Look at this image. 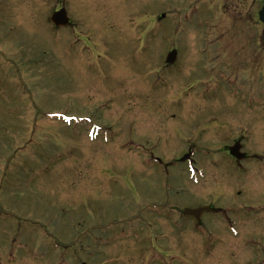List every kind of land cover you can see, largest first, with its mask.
I'll return each instance as SVG.
<instances>
[{"label":"rangeland","instance_id":"374dc122","mask_svg":"<svg viewBox=\"0 0 264 264\" xmlns=\"http://www.w3.org/2000/svg\"><path fill=\"white\" fill-rule=\"evenodd\" d=\"M203 1L0 0V264H156L160 244L102 236L137 214L142 189L161 194L173 178L181 208L220 207L202 221L233 228L225 247L198 236L161 264H264V164L244 174L224 153L244 136L249 152L264 155V95L204 93L202 56L191 51L199 36L212 41L213 67L225 60L241 81L259 42L261 88L264 32L244 25L233 34L218 14L217 31L193 38ZM60 9L62 29L50 22ZM176 61L175 72L165 69ZM188 150L195 175L176 163ZM150 157L170 165L153 169Z\"/></svg>","mask_w":264,"mask_h":264},{"label":"flooded vegetation","instance_id":"af4514ba","mask_svg":"<svg viewBox=\"0 0 264 264\" xmlns=\"http://www.w3.org/2000/svg\"><path fill=\"white\" fill-rule=\"evenodd\" d=\"M221 1L225 0H210V2L205 0L201 4V6L197 7L199 11L198 15H196L195 18L193 17L194 19L191 20V22H193L191 23L190 28H188L189 34L193 38H196V33L199 30H203L204 28H208L209 31L214 32V29L216 30L215 24L219 23L218 14L234 22L233 28L229 25L225 26L226 29H228L229 32H233V34H243L245 28L244 25H250L251 27L253 26L252 31H255V33L259 32V29L264 32V24L260 20V12L263 8L264 0H257L256 5L252 3V10H248V4L246 2L241 1L240 3H238V0H231L232 4H229V7H226V9L223 10L222 5H220ZM203 24L206 25L203 26ZM145 30L146 28L144 27V31ZM197 39L199 40V44L195 42L194 44L191 43V51L194 50L196 51V53L198 52L202 56V74H204L205 78H208L204 82H201L202 85H199V87H204V93H207L211 97H213L214 94L223 92L224 89L238 97L240 95H243V97L249 99V102L253 99V96L256 97L264 95V85L259 88L258 86H256L257 84H254L255 81L259 82V71H261L258 63V55L261 51V44L259 42L252 43V49L254 51V60L251 61L252 72L243 77L239 76L241 79L240 81L238 77H235L231 75V73H229V69L228 66H226L225 60L224 65L226 66V68H224V65H219L221 66L220 68L213 67L214 58L211 51L212 41L200 42V36ZM226 44H224V47L226 46ZM262 51L264 52V49ZM230 60L231 59H229V61ZM177 66H182V64L176 61L171 67L165 65V69L171 70L174 68L173 70L175 72L177 70ZM176 75L178 74L176 73ZM250 107L248 103L246 108L250 109ZM250 132H252V130ZM257 133H259V131ZM244 139V136H240L230 140L229 143L224 146V153L228 157V160L231 162V164L235 165L237 169H240L242 173L247 174L250 172L251 165L253 163L259 164L260 162L261 164H264V155L249 152V150L246 148V142ZM132 142L128 140V143ZM237 142H239L240 144V152L245 155V158L239 162L230 157L228 154V148L232 147ZM141 143L144 142L142 141ZM189 151L190 150H188L187 152ZM136 158L138 159V164L142 172H139L140 175L137 180L140 182V180L142 181L143 176L144 159L143 157ZM150 159L151 165L154 163L157 166H162L163 169H167V167L170 165H163L160 159L155 157H150ZM126 164H132L130 162V159L127 160ZM183 164L189 165L187 162ZM175 186L176 181L173 178L171 181V185H167V189L161 190V194L151 195L149 194L148 190L142 189V196L144 197L143 200L141 199L142 205H140L139 209L136 210L137 214L129 217L122 223H118V226L112 225L108 228V231L103 234L102 237L106 236L109 239V242L113 245L118 241H123L125 244H131L130 242H132L133 244L143 243L153 246L155 245L154 243L160 244L161 247L158 246L160 261L164 260L165 257H175L183 254V251L185 252L188 249V246L193 243L194 240H196L197 234L199 235V239L213 238L216 240L220 239V241L225 242V233L227 232L226 224L230 225V227L228 228H233L231 227V222L226 221L225 223H223L216 220L204 222L202 221L203 218L208 214H219L222 213L223 210L219 208H212L209 213L207 212L203 214L201 220L199 221H195L192 217H185L183 211L187 209V207L181 208L179 206L178 197L171 193ZM244 208L249 207L244 206ZM219 223H221V225H219ZM199 229L202 231V233L199 232ZM202 235H204V237ZM221 246L222 248L225 247L222 244ZM221 246H217L216 249L219 250V247L221 248ZM158 264H160V262H158Z\"/></svg>","mask_w":264,"mask_h":264},{"label":"water","instance_id":"95a60500","mask_svg":"<svg viewBox=\"0 0 264 264\" xmlns=\"http://www.w3.org/2000/svg\"><path fill=\"white\" fill-rule=\"evenodd\" d=\"M260 18H261V21L264 23V7H263L262 11L260 12ZM51 20L56 26H62L63 23L64 24L68 23V19L66 17L64 10H60L59 12L54 13ZM175 58H176V52L172 51L171 53H169L167 55L166 63H168V64L172 63L175 60ZM236 151H238V148L231 149V155L236 157L237 156ZM201 210L202 209L192 211V212L196 213V212H200Z\"/></svg>","mask_w":264,"mask_h":264}]
</instances>
